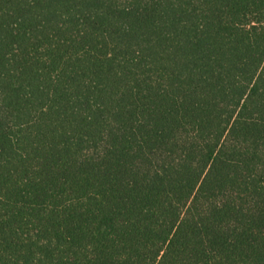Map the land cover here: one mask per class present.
Wrapping results in <instances>:
<instances>
[{"label":"trees","instance_id":"trees-1","mask_svg":"<svg viewBox=\"0 0 264 264\" xmlns=\"http://www.w3.org/2000/svg\"><path fill=\"white\" fill-rule=\"evenodd\" d=\"M0 264H264V0H0Z\"/></svg>","mask_w":264,"mask_h":264}]
</instances>
